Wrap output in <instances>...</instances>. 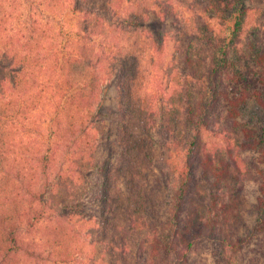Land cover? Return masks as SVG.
<instances>
[{
  "label": "trees",
  "instance_id": "1",
  "mask_svg": "<svg viewBox=\"0 0 264 264\" xmlns=\"http://www.w3.org/2000/svg\"><path fill=\"white\" fill-rule=\"evenodd\" d=\"M24 2L53 14L67 6ZM71 2L77 30L63 32L59 48L46 49L55 40L38 19L21 21L26 32H7L13 12L0 0V264H21L24 226L40 227L53 264H130L125 253L138 242L143 264H189L201 240L228 243L231 217L219 195L209 206L189 196L198 172L220 191L256 179V207L264 214V121L254 125L258 130L242 121L252 101L264 112V0H107L99 9L95 0ZM177 24L191 38L186 83L206 78V93H185L178 76L174 85L166 79L169 27ZM91 38L101 43L87 45ZM107 91L115 92L116 104L103 109V118ZM158 145L165 156H157ZM245 152L258 154L260 165ZM62 158L69 165L56 174ZM159 162L174 184L165 221L149 230L141 212ZM41 173L54 175L51 188L37 189ZM21 181L28 196L17 188ZM51 197L60 213L54 219L47 214ZM85 229L104 241L98 258L86 257ZM136 230L149 233L137 241ZM257 233L264 238V217Z\"/></svg>",
  "mask_w": 264,
  "mask_h": 264
},
{
  "label": "rangeland",
  "instance_id": "2",
  "mask_svg": "<svg viewBox=\"0 0 264 264\" xmlns=\"http://www.w3.org/2000/svg\"><path fill=\"white\" fill-rule=\"evenodd\" d=\"M65 1L67 2V6L63 8L62 11L58 12L60 14H53V12L49 10L43 11L41 9H37L35 6L30 7V4L25 3L24 0H6V3L9 6L11 4L9 10L13 12L6 25V28L8 29L7 32L10 35L16 33L17 31L26 32L28 28L25 24H21V21H23L26 17H28V21L38 19L39 21L43 22V25L40 27L41 30L47 32V36L55 40V44L53 43L52 47L47 41L45 46L48 48L46 49L59 48L62 41L63 32L68 33L77 30V13L73 14V12L70 11L76 6V4H73L72 2L69 4V0ZM106 2L107 0H95V5L99 9L102 8V5L106 4ZM20 14H22L23 17H21ZM109 16L111 17L112 14L109 13ZM118 23V21L115 22L116 25H121V23ZM143 30L144 29H142V31ZM169 31L172 33V37H174V39L172 42L173 51H170V56L167 58L165 64L167 73L166 79L170 80V85H174L173 77L178 76L180 79V84L178 86L180 90H183L185 93L190 92L195 95H198L199 93H206V78L201 80H193L189 83H186L189 69L185 64V58L188 52V46L191 43V38L184 34V27L179 26V24H177L175 27L170 26ZM38 33H41V31L39 30ZM86 41V44L90 46L95 44L98 46L101 43V40L96 38L87 39ZM200 51H202L203 54L207 56H209L211 53V50H207L206 48L205 50ZM205 70L206 68L203 69V71ZM115 104V92L107 91L103 96V104L101 108H99L100 116L104 118L106 115L103 113V109L108 106L112 107ZM263 115L264 112L259 109L252 101L245 109L242 121L248 123L250 127H254L255 124L257 126H261L264 121ZM43 117V121H46L43 124L41 130L47 135L49 118L46 116ZM183 118L185 120L184 115ZM104 125L107 129L108 122L101 124V126ZM254 128L257 129L256 127ZM34 136L38 140H42L40 136ZM235 138L242 142V132L239 131L237 135H235ZM25 139L31 142L30 136L27 135ZM65 150L66 147L63 149L64 155L66 153ZM101 150L104 152V147ZM165 151L166 150L160 148L159 146L157 156H165L167 154ZM243 154V156H249V158L255 157L254 162L260 165L257 161L258 154L254 152L253 154H249L248 152ZM29 159H31L33 164L37 166V161H34L33 158ZM68 165L69 162H66V160L62 158L59 164L56 166L55 173L57 174L65 172ZM161 170L168 171V167L162 162H159L158 167L156 166L154 172H150L149 178L146 181L147 195L150 197V201L145 202L147 206V212H141V217L142 220L146 218V220L149 222V230L154 228V223L161 225V223L165 221L168 210V199L171 193V188L174 184L173 176L165 175L164 173L162 174ZM255 175L256 170H253L252 176ZM53 177L54 175H50L48 178H46L41 173L40 184L38 185L37 189L44 190L46 188L45 186L48 184H51V186H49L51 188L56 182V178ZM26 183V181H21L17 184V188H23L19 192L24 196H28L25 191ZM192 186L193 187L189 196L190 200L203 198L202 201L204 206H209L215 198L214 195H219V198L216 200L220 205L226 206L229 216L231 217V224L228 227V243L226 242L222 245L219 242L212 240H201L195 244L189 264H264V238L262 235L257 233L258 222L264 217V214L261 215L260 211L256 207L259 199L258 181L256 179H245L243 182L241 181L240 184L233 188L227 187L228 189L222 191L213 190L211 186L202 179L201 173L198 172V175L196 176ZM50 195L51 194H49V196ZM56 203L57 199L51 197L47 214L53 219L57 217L58 214H60L58 212ZM60 204L61 203H59V205ZM48 222L49 220L47 223ZM75 226L78 227L77 225ZM91 227L92 225L89 228ZM27 230L28 229L25 226L22 228V235L25 237L27 242V251L20 254V258L22 259L21 264H53V257L50 253L51 248L45 244L46 236L41 233L40 227H37L30 232ZM148 233L149 232L147 231L139 233V231L136 230L134 234L137 237V241H140L144 240ZM80 236L81 240L86 242L89 249L86 257L94 255L93 258H98L104 253L105 247L102 246V242L104 241H102V239H98V232L96 230H81ZM239 240H244V243L240 248H234V243ZM138 245L139 242L130 244L127 248V253L125 254L127 255L130 264H143L145 254L140 250ZM34 251H37V255L32 254Z\"/></svg>",
  "mask_w": 264,
  "mask_h": 264
}]
</instances>
